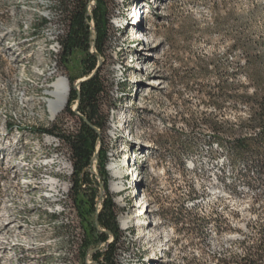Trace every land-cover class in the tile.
<instances>
[{
    "label": "rangeland",
    "instance_id": "374dc122",
    "mask_svg": "<svg viewBox=\"0 0 264 264\" xmlns=\"http://www.w3.org/2000/svg\"><path fill=\"white\" fill-rule=\"evenodd\" d=\"M59 1L0 0V264H95L92 254L106 248L95 216L73 204L66 147L40 133L78 124L67 104L55 119L47 113L53 83L83 72L79 51L58 64L57 36L66 26ZM108 1L116 5L114 38L100 74L112 84L113 106L104 107L109 129L98 144L108 177L100 175L102 158H96L80 197L95 190L96 208L100 195L112 197L120 264H217L223 255L242 256L255 243L246 224L264 223V189L244 183L255 181L251 173L244 179L245 164L232 162L197 121L212 112L201 91L218 77L198 72L207 64L210 71L215 65L233 72L239 57L229 48L241 26L237 18L255 10L253 30H261L264 0ZM87 5L89 15L94 1ZM135 5L143 11L139 22ZM226 115L233 118L230 110ZM193 204L200 216L220 213L232 229L217 232L209 224L191 234L170 221L178 206Z\"/></svg>",
    "mask_w": 264,
    "mask_h": 264
},
{
    "label": "trees",
    "instance_id": "16d2710c",
    "mask_svg": "<svg viewBox=\"0 0 264 264\" xmlns=\"http://www.w3.org/2000/svg\"><path fill=\"white\" fill-rule=\"evenodd\" d=\"M87 1L91 0L59 1L66 26L63 34L57 36L60 45L59 54L56 56L58 64L65 66L74 51L84 55L81 60L83 64L81 76L68 79L70 90L66 112L77 117L78 124L72 131L58 132L56 126L52 125L40 133L55 136L66 147L73 170L71 188L73 204L77 210L81 209V205H85L87 213L96 216V191L91 190L92 193L86 200L80 195L83 196V187L90 185L91 163L101 141V134L109 129L110 113L104 107L108 102L113 106L110 100L112 84L103 79L98 63L110 49L109 45L114 38L111 19L116 5L113 1L93 0L94 6L88 15ZM256 16V11L253 10L237 18L241 26L229 51H237L239 61L231 74L224 69L216 70L215 65L210 71L208 64L202 66L198 72L202 78L208 79L213 71L218 77L216 82H211L205 90H198L207 99L206 105L212 112L204 113L197 121L206 128L211 138L216 141V145L232 162L245 164L244 179L249 178L251 173L255 181L254 184L250 182L251 180L244 183L248 187L259 186L264 189V24L261 30L255 32L253 21ZM90 22L93 24V33ZM94 70L92 77L79 84L77 92L72 84L80 78H88ZM77 100L78 114L71 111V105ZM227 110L231 111L233 118L226 115ZM190 121L191 130H194L198 125L197 121L194 118ZM96 158L99 161L102 158L99 172L105 179L108 177L105 171V151L100 145ZM117 217V207L112 197L107 196L97 214V224L105 231H98V239L106 248L103 251L96 250L92 254V261L95 264H120L117 259V244L121 235ZM170 221L174 225L182 223L191 234L201 233L202 226L209 224H212L217 232L232 229L228 219L214 210L208 215L200 216L195 204L190 207L178 206L175 212L171 213ZM246 228L252 230L249 236H253L255 243L244 248L246 252L242 256L220 255L221 257L216 260L217 264H264V223L259 221L247 223ZM92 229L97 232L93 226ZM108 236L112 237L110 243L107 242Z\"/></svg>",
    "mask_w": 264,
    "mask_h": 264
},
{
    "label": "bare ground",
    "instance_id": "6f19581e",
    "mask_svg": "<svg viewBox=\"0 0 264 264\" xmlns=\"http://www.w3.org/2000/svg\"><path fill=\"white\" fill-rule=\"evenodd\" d=\"M53 84L54 89L50 92L51 98L48 100L47 113L49 119H55L64 110L69 95V83L65 78H59ZM114 169V166H112L113 175L121 177V172H119V170ZM51 184L54 189L55 182ZM113 189L117 190L118 187L114 186Z\"/></svg>",
    "mask_w": 264,
    "mask_h": 264
},
{
    "label": "water",
    "instance_id": "95a60500",
    "mask_svg": "<svg viewBox=\"0 0 264 264\" xmlns=\"http://www.w3.org/2000/svg\"><path fill=\"white\" fill-rule=\"evenodd\" d=\"M89 14H90V13H89ZM92 26H93V24H92ZM92 50H93V48H92ZM99 64H100V62L98 63V65H99ZM94 73H95V70L90 74V76H89L88 78L83 77V78H80V79H78L77 81H75V82L73 83V88H74L77 92H79V84H80L81 82H83V81L89 79L90 77H92V76L94 75ZM77 107H78V100L76 101L75 108H74V110H73V112H75L76 114H78L77 111H76ZM98 144H99V143H98ZM98 149H99V146H97V150H96V152H95L94 158L92 159L91 167H92L93 161H94V160L96 159V157H97ZM99 201L101 202V205H100V207H97V208H96V216H95L94 223H95L97 229H98L100 232H105V231L101 230V229L99 228L98 224H97V214L100 212V210H101V208H102L103 201H104V198H102L101 195H100V197H99ZM94 251H95V250H94ZM94 251H93V252H94Z\"/></svg>",
    "mask_w": 264,
    "mask_h": 264
}]
</instances>
